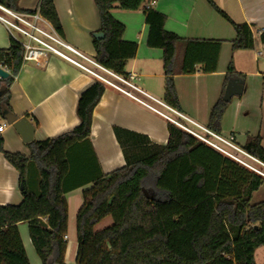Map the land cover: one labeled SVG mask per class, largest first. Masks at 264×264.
Returning <instances> with one entry per match:
<instances>
[{
	"label": "trees",
	"instance_id": "16d2710c",
	"mask_svg": "<svg viewBox=\"0 0 264 264\" xmlns=\"http://www.w3.org/2000/svg\"><path fill=\"white\" fill-rule=\"evenodd\" d=\"M93 1L99 17L98 32L103 33L100 39L93 33L94 59L125 76L137 44L122 39L125 27L113 17L112 10L143 9L147 45L163 53V100L168 106L180 108L173 80L178 43L185 44L181 73L215 70L221 41L183 40L166 31L165 15L150 5L155 0ZM206 1L233 26V50L254 47L247 23L234 22L213 0ZM0 3L21 10L17 0ZM36 9L57 33H63L52 0H39ZM258 41L264 46V32ZM198 43L206 45L205 57L200 59L190 52ZM197 63L201 65L196 67ZM0 64L9 73L0 93L2 115L12 112L8 90L23 64L21 47L12 38L7 49H0ZM232 70L229 67L222 94L209 113L207 127L217 133L229 104L222 96ZM240 77L243 80V75ZM105 88L94 81L84 89L76 105L79 124L56 137L27 142L28 156L6 151L0 136V152L17 170L22 185L18 205H0V264H29L17 227L21 222L27 224L41 264H65V194L87 183L91 186L82 191L83 204L76 215L75 264H257L254 252L264 246V199L251 203V198L264 184V177L169 120L165 144L113 126L125 164L103 173L93 152L94 162L90 159L87 147L91 148L93 109ZM242 148L264 162L259 136H248ZM35 177L33 189L31 180ZM107 216L112 217V223L96 229Z\"/></svg>",
	"mask_w": 264,
	"mask_h": 264
},
{
	"label": "crops",
	"instance_id": "0c3cea01",
	"mask_svg": "<svg viewBox=\"0 0 264 264\" xmlns=\"http://www.w3.org/2000/svg\"><path fill=\"white\" fill-rule=\"evenodd\" d=\"M234 22L250 26L255 45L250 49H232L235 31L206 0H155L151 6L166 17L164 28L183 40H220L214 71L181 73L185 44L178 43L175 55L176 73L173 75L180 108L179 111L193 121L207 126L212 106L222 94L229 67L231 79H242L243 93L233 96L221 119L223 136H234L241 146L248 136H259L264 148V46L258 41L264 28V0H213ZM39 0H17L21 10H36ZM59 18L60 37L89 58H94L93 33L99 30V17L93 0H52ZM150 2V3H151ZM113 17L125 27L122 39L137 44L136 54L126 65L127 75L143 94L137 96L158 110H168L163 100L164 70L162 50L147 45L148 25L142 8L125 11L112 10ZM48 21V20H47ZM51 25V23L48 21ZM52 26V25H51ZM53 27V26H52ZM11 36L0 23V49H7ZM211 46V45H209ZM210 49V47H209ZM196 59L205 57L206 45L198 43L191 49ZM72 56L71 53H68ZM201 64H195L199 67ZM94 83V79L81 72L68 61L47 55L38 62H23L18 75L8 90V104L17 119L26 116L35 126L36 141L56 137L79 124L76 105L79 94ZM4 79L0 78V93ZM168 113V111H164ZM6 122L0 115V124ZM113 126L146 135L152 142L165 144L168 139L167 119L147 106L126 95L106 87L93 109L90 133V159L92 152L100 170L109 173L125 164L115 139ZM3 148L9 152L30 154L26 143L11 124L0 131ZM79 178H83L79 176ZM84 180L81 179V183ZM36 189V177L31 180ZM87 183L65 194L68 220L64 255L65 264H75L77 252L76 215L83 204L82 191ZM257 191V190H256ZM264 199V198H263ZM22 194L17 170L0 152V205H18ZM29 264H41L29 237L27 224H17ZM258 249V248H257ZM254 252V258L256 251ZM256 261V259H255ZM257 263V262H256ZM258 264V263H257Z\"/></svg>",
	"mask_w": 264,
	"mask_h": 264
},
{
	"label": "built area",
	"instance_id": "2783aa9c",
	"mask_svg": "<svg viewBox=\"0 0 264 264\" xmlns=\"http://www.w3.org/2000/svg\"><path fill=\"white\" fill-rule=\"evenodd\" d=\"M0 23L6 28L11 38L20 45L23 62H38L40 58L47 55L60 57L76 66L81 72L92 77L94 81H99L106 87L112 88L147 106L223 155L246 165L264 177V162L237 145L234 136H223L214 132L207 126L193 121L168 105H164V107L175 113L179 119H173L162 111L145 103L137 96V93L143 94V92L134 83L133 75L125 76L118 74L101 65L94 58H89L82 54L73 46L66 43L37 9L31 11L14 10L0 3ZM262 30L264 31V28ZM68 53H71L72 56ZM0 67L8 72L7 67L1 64ZM5 126L6 122L0 124V131Z\"/></svg>",
	"mask_w": 264,
	"mask_h": 264
},
{
	"label": "water",
	"instance_id": "95a60500",
	"mask_svg": "<svg viewBox=\"0 0 264 264\" xmlns=\"http://www.w3.org/2000/svg\"><path fill=\"white\" fill-rule=\"evenodd\" d=\"M94 37L96 39H100L103 37L102 32L94 33ZM9 76V73L0 67V78L6 79ZM244 90V82L242 79H230L228 80L224 93L223 100L230 101L233 96H237L243 93ZM3 119L6 123L11 124L16 132L21 136L23 142L27 143L32 141L33 133L35 131V126L32 121L26 116L17 119V116L12 112H5L2 114ZM20 189L22 185L19 186ZM144 193L148 197V193L144 190Z\"/></svg>",
	"mask_w": 264,
	"mask_h": 264
},
{
	"label": "rangeland",
	"instance_id": "374dc122",
	"mask_svg": "<svg viewBox=\"0 0 264 264\" xmlns=\"http://www.w3.org/2000/svg\"><path fill=\"white\" fill-rule=\"evenodd\" d=\"M164 111H168V113H165ZM164 111H162V112L167 114L169 117H171L173 119H179V117L175 113H173L169 110H164ZM254 165L258 166L256 164H254ZM260 168H261V166H260ZM263 198H264V184L257 191L253 192L252 198H251V203L259 202ZM111 223H112V217L107 216L96 225V229L106 227V226L110 225ZM255 259H256V262L258 264H264V246H261L257 249Z\"/></svg>",
	"mask_w": 264,
	"mask_h": 264
}]
</instances>
